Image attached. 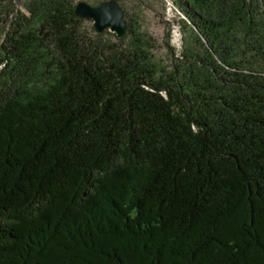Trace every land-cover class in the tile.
<instances>
[{
	"label": "trees",
	"instance_id": "1",
	"mask_svg": "<svg viewBox=\"0 0 264 264\" xmlns=\"http://www.w3.org/2000/svg\"><path fill=\"white\" fill-rule=\"evenodd\" d=\"M17 4L0 0V264H264V0H178L169 67L135 24L113 42L74 0Z\"/></svg>",
	"mask_w": 264,
	"mask_h": 264
},
{
	"label": "rangeland",
	"instance_id": "2",
	"mask_svg": "<svg viewBox=\"0 0 264 264\" xmlns=\"http://www.w3.org/2000/svg\"><path fill=\"white\" fill-rule=\"evenodd\" d=\"M32 0H17V8L25 12L28 16L29 11L25 7ZM85 1L95 6L106 0H74ZM168 1H172L179 9L178 0H120L119 5L124 12L127 23L135 24L140 30L147 34L152 44L151 52L155 61L165 67H169L176 56L183 49L185 39L189 36L185 29L183 20L187 19L177 10H172L168 6ZM83 28L90 36H94V22L92 19L83 22ZM105 38L117 42V36L109 30L105 31ZM4 37L0 39V56H2L1 46ZM124 44V43H123ZM1 68V66H0Z\"/></svg>",
	"mask_w": 264,
	"mask_h": 264
},
{
	"label": "water",
	"instance_id": "3",
	"mask_svg": "<svg viewBox=\"0 0 264 264\" xmlns=\"http://www.w3.org/2000/svg\"><path fill=\"white\" fill-rule=\"evenodd\" d=\"M119 1L106 0L95 6L79 1L75 13L80 18L92 19L98 32L109 30L121 38L127 31V22Z\"/></svg>",
	"mask_w": 264,
	"mask_h": 264
},
{
	"label": "built area",
	"instance_id": "4",
	"mask_svg": "<svg viewBox=\"0 0 264 264\" xmlns=\"http://www.w3.org/2000/svg\"><path fill=\"white\" fill-rule=\"evenodd\" d=\"M168 6L170 7V9H174V10H177L178 12H180L179 11V9L176 7V5L172 2V1H168ZM180 14L184 17V15L180 12Z\"/></svg>",
	"mask_w": 264,
	"mask_h": 264
}]
</instances>
